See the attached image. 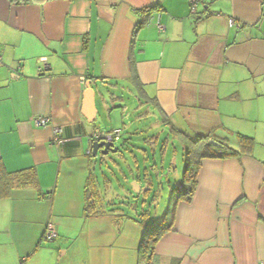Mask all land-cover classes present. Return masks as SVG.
Listing matches in <instances>:
<instances>
[{
	"label": "crops",
	"instance_id": "crops-1",
	"mask_svg": "<svg viewBox=\"0 0 264 264\" xmlns=\"http://www.w3.org/2000/svg\"><path fill=\"white\" fill-rule=\"evenodd\" d=\"M0 54V161L37 180L0 198V264H142L152 225L117 205L134 199V181L147 199L149 169L172 173L169 150L184 163L200 138L240 154L202 160L152 263L264 264V0H205L195 14L190 0H0ZM88 81L109 91L96 95L95 124L82 115ZM95 130L119 131L131 153L123 192L96 176L111 168L92 156ZM89 178L98 213L85 211ZM50 222L58 236L46 242Z\"/></svg>",
	"mask_w": 264,
	"mask_h": 264
},
{
	"label": "trees",
	"instance_id": "trees-1",
	"mask_svg": "<svg viewBox=\"0 0 264 264\" xmlns=\"http://www.w3.org/2000/svg\"><path fill=\"white\" fill-rule=\"evenodd\" d=\"M185 139V137H183ZM244 144H251L252 139L241 136ZM188 142L184 148V170L181 185L173 190L169 201V208L166 216L155 225H152L145 233L141 245L142 264H153L155 246L159 239L172 228L173 209L175 203L180 200H190L194 195L197 187V177L200 165L203 159H224L235 157L240 152L230 148L227 144L221 143L219 146L209 144L204 138L190 143ZM93 178H89L87 182V193L90 195L85 208L86 213L92 214L97 212L96 203L100 202L98 193L95 189ZM37 180L34 174L30 172H20L12 174L6 172L2 162L0 161V198L9 195L15 186L24 187L28 185H36Z\"/></svg>",
	"mask_w": 264,
	"mask_h": 264
},
{
	"label": "rangeland",
	"instance_id": "rangeland-1",
	"mask_svg": "<svg viewBox=\"0 0 264 264\" xmlns=\"http://www.w3.org/2000/svg\"><path fill=\"white\" fill-rule=\"evenodd\" d=\"M104 123H106L105 120L103 121V124ZM164 140L165 138H161L160 140V149L162 148L161 146ZM122 144L123 142L122 143L116 142V145H118L117 147L121 149L124 155V158H119L116 154H110L107 157L106 161L109 163L110 165L109 168H111V170L106 169L107 171H105L101 167L100 163H99L100 164L99 167H97V170H96V173H97L96 176L99 179V181L102 180L103 176L108 178V180L110 179L109 181H111V183L115 185V189L117 192H120V191L123 192L122 187L117 184L120 181L119 174L121 172L120 168L118 167L121 166L122 172H126L127 168H131L133 166L132 162L130 161L132 160L131 153L128 152V150H126ZM169 151H170L169 155L171 156V162L169 165H170V168H172V173L167 170H166L167 172L164 171L161 166L159 170L156 171V173H154L152 170L149 169L150 177L154 181V184H155L148 195L149 197L147 199L144 197L139 198L140 195L137 196L134 192H132L133 196L137 199L130 198L127 201L124 200L123 203H119L117 205V207L120 210H123L124 212L128 214L131 210L130 205L133 207L137 206L138 210L140 211H139V217L135 218V220L139 222H141L142 218H144L143 220L144 223H150L151 225H155L156 223H159L163 219V217L166 216V213L168 211L167 208L169 206V201H170V197L172 196L173 190L179 187V183H178L179 181L177 179L182 178V175H183V170H184L183 156L182 154L179 153L176 159V157L174 158L172 156L171 150ZM135 154L140 155L137 152H135ZM149 154L151 155V153ZM159 155H160V152L158 153L157 156ZM126 161L131 162L129 163L128 167L125 165V163H128ZM100 168L103 170V172H101ZM158 172L160 174H158L157 176ZM145 188H143V191ZM129 190L132 191L131 189ZM145 200H146V204H145L146 206H143L142 201H145ZM141 208H143V210H141Z\"/></svg>",
	"mask_w": 264,
	"mask_h": 264
},
{
	"label": "water",
	"instance_id": "water-1",
	"mask_svg": "<svg viewBox=\"0 0 264 264\" xmlns=\"http://www.w3.org/2000/svg\"><path fill=\"white\" fill-rule=\"evenodd\" d=\"M85 92H84V100H83V111L82 115L85 117L87 122L89 124H95L98 121V110L96 107V95H99L100 97H105L109 91L105 88H99V86L92 85V81H88L85 86ZM209 144L214 146H219V143H217L214 140H210ZM110 154H116L119 158H124V155L119 147L115 145L114 142H108V141H94L92 143V156L93 157H108ZM145 175L144 177L146 178ZM105 178V176H103ZM148 185L146 186L145 190L146 194H149L151 189L154 187V181L151 179V177H148ZM140 186L137 184L136 181L131 183L132 192H134L137 196L140 194ZM134 199H137L134 197ZM146 204V200L142 201V205ZM137 207V206H136Z\"/></svg>",
	"mask_w": 264,
	"mask_h": 264
},
{
	"label": "built area",
	"instance_id": "built-area-1",
	"mask_svg": "<svg viewBox=\"0 0 264 264\" xmlns=\"http://www.w3.org/2000/svg\"><path fill=\"white\" fill-rule=\"evenodd\" d=\"M205 0H190L191 11L192 13H196L200 4H202ZM230 27H236L237 29H241V25H239L233 18L229 19ZM158 29L163 31L164 28L160 24H158ZM2 60V56L0 54V61ZM43 67L40 69V72L46 70L49 65L46 60H42ZM33 123L37 128H47L48 126H53V120L50 117L44 116H35L33 118ZM121 137V133L119 131H113L112 133H105L99 130H95L92 135L90 136V141H108L114 142L118 141ZM52 144L56 147H63L68 140L64 135V130L62 127H54L53 128V138ZM58 234L56 231V227L53 223H48L45 227V231L43 234V240L46 242H53L57 238Z\"/></svg>",
	"mask_w": 264,
	"mask_h": 264
}]
</instances>
